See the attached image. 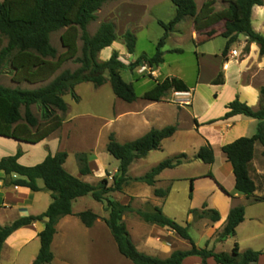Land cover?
<instances>
[{
  "label": "trees",
  "instance_id": "1",
  "mask_svg": "<svg viewBox=\"0 0 264 264\" xmlns=\"http://www.w3.org/2000/svg\"><path fill=\"white\" fill-rule=\"evenodd\" d=\"M115 0H3L0 2V75L6 70L16 84L37 85V88L24 89L0 85V137L13 139L28 144H38L56 133L64 123V115L68 112L65 95H71L76 101L79 97L75 88L83 83H92L96 88L110 82L114 95L121 101L132 104L138 100L134 85L126 82L122 71L127 66L119 59V53L114 51L107 61H100L98 56L117 40L116 27L111 22L102 23L97 32L91 36L88 26L96 20V12L107 2ZM175 6V16L169 23L159 21L164 29L156 53L138 57L129 68L135 69L142 63L157 67L164 63L163 47L169 35L176 26L188 17L194 19L197 31H208L209 37L216 34L213 26L220 22L215 12L214 1H206L198 9L195 0H171ZM264 6V0H234L229 10L233 19L225 22L221 37L225 39L222 56L226 57L230 47L240 35L247 41L256 44L259 55L264 57V35L257 32L252 25V13L255 7ZM64 30L60 41L64 51L58 53L51 44V35ZM128 54L135 53L137 38L129 30L123 35ZM79 42L82 43L80 48ZM176 52H180L177 50ZM74 62L79 67L74 70H62L64 64ZM223 71L218 74L212 85H224ZM190 87L177 77H168L156 81L155 86L144 93L143 100L161 102L170 91L189 92ZM39 111V117L33 108ZM228 112L217 121L227 120L237 115H243L257 120L256 134L251 138H239L222 147V153L231 164L235 176V191L247 198L253 197L256 202H264L263 197H255L256 185L250 177V166L254 158V147L260 143L264 149V86L260 89L258 109H254L238 98L230 102ZM216 122L212 121L211 123ZM177 131V126L171 125L163 129H153L144 136L127 143H120L115 135L109 136L107 152L119 161L118 175L109 185L106 178L97 184H91L70 174L64 165L66 152L49 154L43 162L35 166H24L19 163L23 152L18 150L14 156L0 160V172L7 176H16L11 184L29 188L39 192L45 190L51 194L52 202L46 212L37 216L22 217L8 226H0V256L7 238L16 230L29 226L37 221H45V228L39 234L40 250L33 264H53L55 255L52 243L57 233L59 221L73 215V203L79 198L91 197L95 202H106L109 213L103 221L110 230L119 254L132 264H183L187 257L198 256L206 264L213 258L216 264H253L257 263L262 252L247 250L239 253L238 244L234 245L231 254L216 253L213 249L199 248L189 234V224L181 225L167 217L161 208L151 207L149 210L135 211L130 204L123 205L106 196L112 192H122L130 182H140L154 187V196L166 198L170 188H156L157 177L167 169H174L189 160L185 153L166 159L138 178H131V165L146 158L150 152L159 150L165 139L171 138ZM264 156V151H263ZM197 160L205 164L215 162L214 150L210 144L202 146ZM79 173L82 176L91 174L88 156L85 153L77 156ZM213 178L212 174L207 175ZM42 181L44 188L38 182ZM194 180H191V183ZM220 188L228 194L223 187ZM192 184L190 199L192 198ZM230 195V194H228ZM135 212L144 222L168 227L188 241L189 250H176L168 258L161 259L140 252L134 244L123 216ZM189 215L194 220L207 219L213 223L220 221V214L215 209H209L205 203L201 209H190ZM87 228L94 226L98 215L92 210L76 214ZM245 207L237 206L231 209L227 220L218 233L216 242H223L236 235L237 227L244 221Z\"/></svg>",
  "mask_w": 264,
  "mask_h": 264
},
{
  "label": "rangeland",
  "instance_id": "2",
  "mask_svg": "<svg viewBox=\"0 0 264 264\" xmlns=\"http://www.w3.org/2000/svg\"><path fill=\"white\" fill-rule=\"evenodd\" d=\"M2 1L0 0V2ZM195 1L198 9H200L209 0ZM213 1L215 12L220 19V22L212 27L216 32L214 36L209 37L207 34L210 29L197 31L194 27V19L188 17L176 26L174 32L166 40L162 49L164 52L163 64L151 67L148 63H142L141 66L135 69H131L129 66L135 63L138 57L143 54L151 57L156 53L157 45L164 35V29L158 22L169 23L175 16V6L171 0H115L105 3L96 12V20L89 24L88 32L93 36L104 22H111L115 25L117 40L111 47L101 51L98 58L100 61H107L114 51L119 53V59L127 66L122 71V77L126 82L134 85L138 100L133 104L121 101L114 95L109 81L99 88H96L92 83L78 85L75 88V93L79 97L78 101L73 99L71 95L64 96L69 109L64 115L62 127L50 138L58 144L55 145L56 147L51 146L52 151L44 148V151L48 152L47 155L66 152L68 157L64 167L67 172L91 184H97L106 178L108 184L113 185V178L118 175L120 163L107 152L109 136L114 134L116 140L120 143L131 142L141 136L139 133H131L129 126L121 122L119 118L122 115L128 116L131 110H137L140 105L148 104V101L142 99L144 93L151 90L156 81H162L169 75L184 80L190 86L197 85L198 87L193 108H186L185 110L187 114L183 121L184 124L190 121L188 115H193V113L201 121L221 117L226 110V105L236 98V78L232 73L236 67H232L229 72L226 86L215 87L211 85V81L217 77L216 71L221 66V61H223L221 69L223 72L226 68L225 64L229 63L230 60H237V62L243 64L247 57L251 56L250 45L252 43H249L245 36L240 35L230 47L226 57L222 56L226 41L221 37V34L225 22L233 19L229 6L234 0ZM252 25L257 32L264 35V6L253 9ZM127 30L131 31L137 38L135 53L132 55L128 54L123 40V35ZM63 31L51 35V44L57 49L58 53L64 51L60 41ZM79 46L81 48V42H79ZM177 50H180V52H176ZM261 58L258 55L253 59L249 70H246L242 75L244 81L257 79L261 83L264 80V72L258 71ZM78 67V64L70 61L64 64L61 71L67 69L74 71ZM144 67L146 69L143 70ZM0 85L11 88L33 89L43 84H16L12 82L10 74L5 70L0 75ZM214 95L217 98H214ZM165 99L166 102L174 104L180 102L188 106L192 103V94L190 92L189 97L177 96L176 92L170 91ZM33 111L39 117L38 109L34 107ZM167 115V121L170 124L174 123L175 117L169 113ZM189 130L187 128L182 130L186 136H189L164 142L162 149L152 151L146 158L139 160L130 169L129 176L136 178V176L143 175L162 161L180 155V153L191 154L193 148L200 142V136H190ZM82 153L88 156L91 169V174L87 176H82L79 173L77 156ZM187 164L176 169L170 175L176 178V181L173 183L172 194L168 203L163 207V212L167 217L183 226L189 224L191 238L197 247L203 249L207 243L205 233L201 230V222L191 225L192 222H188V212L192 204L190 199L191 178L202 176L208 171L209 166L202 161L191 159L187 161ZM216 176L221 182V177ZM201 182H204V180H200L197 185L200 192L197 194L196 204H199L206 191L204 183L201 184ZM156 187L166 188L167 184H158ZM153 192L154 190L148 188L147 185L132 181L124 187L122 192H112L106 197L123 205L130 204L135 211H146L152 207L151 200L154 201L153 197H155ZM260 205L262 204H255L254 208L250 209L248 213L258 214L260 207H262ZM105 208L106 202L98 203L91 197H84L76 201L75 210H92L98 215V222L96 221L98 228L96 229L105 241L100 239L97 243H91L82 234V238L79 237V240H77V246L68 243L55 248L56 259H54L53 264H132L119 254L111 232L103 221L109 215ZM123 217L125 222L131 225L134 236L141 237L140 235L147 233L145 227L141 226L140 228L138 227L140 225L136 224L139 216L135 212L126 213ZM218 233L213 239H216ZM239 239L242 240V234L239 237L235 235L230 239L227 238V241L225 240L219 244H216L215 241V244L213 243L208 249H215L218 253L231 254L234 245L239 244ZM68 242H72V240ZM73 244L76 245V242L73 241Z\"/></svg>",
  "mask_w": 264,
  "mask_h": 264
},
{
  "label": "crops",
  "instance_id": "3",
  "mask_svg": "<svg viewBox=\"0 0 264 264\" xmlns=\"http://www.w3.org/2000/svg\"><path fill=\"white\" fill-rule=\"evenodd\" d=\"M250 48L251 56H248L243 64H240L237 62V60H230L229 63L225 64L226 68L223 72L225 76L224 85H212V82L216 78L211 81V85L215 87L226 86L228 82V76L230 74L229 72L231 71L232 67H236V69L232 72L236 78V98H238L242 103H245L254 109H258L260 102V89L264 86V80L260 83L257 79H251L247 82L242 79L243 73L246 70H249L253 59L259 55V48L256 44H251ZM222 67L223 61H221V66H219L216 71L217 76L220 72H222ZM258 71L264 72V57L261 58ZM168 77L174 76H166V78ZM188 86L190 87L189 92L192 94L191 105L185 106L180 102L177 104L168 101L166 102L165 97L161 102L148 101V104L140 105L137 110H131L128 116L122 115L119 120L129 126L131 133H139L141 135L139 137L144 136L153 129H163L171 125L177 126L176 133L171 138L165 139L162 142L160 149H162L164 142L170 140L174 141L182 137L184 138L186 134L182 130L186 128L190 129V136H200V142L196 147L193 148V152L191 154L185 153L188 158L193 161H197L195 156L197 155L199 149L206 144H210L214 150L215 162L211 165L207 164L209 166L208 171L202 176L191 178L194 181L191 183L193 187V193L190 209H201L203 204L206 203L209 209H215L219 212L220 221L216 223H213L207 219L195 221L191 215H188V222H192L190 223L191 225H196V222H201V230H203L205 233L206 243L208 244V247H210L213 243L215 244L216 239H213V237L218 232L220 233L222 231L231 209L237 206H244V221L236 229V235L238 237L240 234H242V240L239 239V244L237 243L239 246V253L242 254L247 250L262 252L258 262L253 264H264V202H256L253 197L247 198L236 193L233 168L222 153V147L225 145L230 144L239 138L253 137L257 132L259 122L243 115H237L227 120L217 121L228 112V109L225 107L226 110L224 114L219 118L201 121L200 118H197V115L193 113V115H188L190 117V121L184 124L183 121L185 120V115L187 114L185 110L186 108H193L198 88L197 85ZM215 95L214 98H217ZM167 113L175 117L176 120L174 123L170 124V122L167 121ZM212 121L216 122L211 123ZM204 131L208 132L204 133ZM51 136L38 144H28L24 142H18L13 139L0 137V160L5 157L14 156L18 150H21L23 152V156L19 159V163L21 165L35 166L40 164L48 156V152L44 151V148L51 150V146L58 144L56 141H52L50 139ZM263 151V146L260 143H256L254 147V158L249 170L250 177L256 185L255 197L264 196ZM138 161L139 160L135 161L131 165L130 169L135 166ZM185 165H188L187 162L186 164H182L181 166H178L174 169L164 170L157 177L156 185L167 184L166 188L163 187L160 189L170 188V192L166 198L153 197L154 201L151 200L152 207H159L163 211V207H165V205L168 203V200L172 194L173 183L176 181V178H173L170 175L176 169ZM208 174H212L214 179L208 177ZM143 175L136 176V178ZM216 175L221 177V182H219ZM15 177L16 176H7L3 171L0 172V226H8L22 217L40 215L46 212L52 202L51 194L45 190L34 192L29 188L12 185L11 181ZM202 179L204 182H201V184L204 183L206 191L202 200L199 201V204H196L195 202L198 197L197 194L200 192L197 185ZM41 182L42 181H39L38 185L43 189L44 184ZM220 186L223 187L230 195L225 193L220 188ZM150 188L154 190V187ZM76 201L73 203V215L62 218L57 225V233L52 243V251L54 252V255L55 248L59 247L60 245L71 243L73 246H77V240H79V237L82 238V234L89 241H91V243H97V241L99 242L100 239L104 240V237L99 235L98 229H96L98 228V221L93 227L87 228L76 216L77 213L82 212L74 209ZM255 204H262L260 205L262 206L260 207L262 210L259 209L258 214H249V210H252ZM123 220L125 222L124 217ZM45 223V221H37L29 226L22 227L11 234L5 241L1 251L0 264H33L40 250L39 234L44 230ZM125 224L137 249L148 256L166 259L176 250L185 251L191 248V245L188 241L182 239L168 227L146 223L139 217L136 224L140 225L138 226L140 228L141 226L145 227L147 233L145 232L146 234L140 235L141 237H136L132 232L130 227L131 225H128L126 222ZM70 239L72 242H68L71 241ZM228 239H230V237ZM73 241L76 242V245L73 244ZM219 243L221 242H216V244ZM213 250L216 252L215 249ZM183 264H203V260L201 257L191 256L187 257L183 261ZM206 264H216V262L213 258H209L207 259Z\"/></svg>",
  "mask_w": 264,
  "mask_h": 264
},
{
  "label": "built area",
  "instance_id": "4",
  "mask_svg": "<svg viewBox=\"0 0 264 264\" xmlns=\"http://www.w3.org/2000/svg\"><path fill=\"white\" fill-rule=\"evenodd\" d=\"M146 69V67L143 68V70ZM177 96H190V92H176Z\"/></svg>",
  "mask_w": 264,
  "mask_h": 264
}]
</instances>
